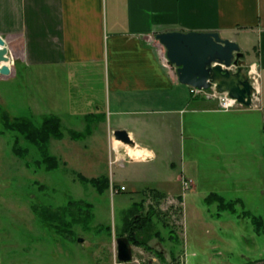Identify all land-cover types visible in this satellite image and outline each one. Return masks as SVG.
Listing matches in <instances>:
<instances>
[{
	"label": "rangeland",
	"instance_id": "obj_1",
	"mask_svg": "<svg viewBox=\"0 0 264 264\" xmlns=\"http://www.w3.org/2000/svg\"><path fill=\"white\" fill-rule=\"evenodd\" d=\"M253 42L248 41L251 59L255 58ZM161 47L165 50L163 44ZM252 65L246 64L247 72ZM51 68L42 75H37L34 68H21L17 77L7 80L0 74V264H112L125 211L134 201L143 200L147 207L150 204L146 201L152 200L149 195L134 192L128 180L130 169L146 165L126 155L120 160L124 166L113 161L115 152L108 148L105 132L108 121L95 123L91 136L82 140L68 137L69 128L83 129V113L91 109L84 94L100 89L99 73L70 74ZM257 77L259 85V72ZM89 86L93 88L87 92ZM65 90L71 92L70 98ZM255 102H259V94ZM3 112L11 119L30 117L36 124H40L42 115L60 118L65 138L49 141V152L59 157L56 169H36L32 162L40 158V153L22 137L21 146L28 147L26 158L13 153L12 142L18 133L4 129ZM248 112L262 115L264 111ZM207 120V131H188L192 128L189 121L165 131V178L172 180L165 188H172L173 194L161 201L163 209L157 208L160 213L155 217L154 230L160 236L153 234L151 239H160L164 233L165 258L175 256L182 264H264V132L257 129V122L243 130L209 131ZM212 122L213 126L215 117ZM26 160L31 162L30 167ZM77 172L87 177L113 174L115 182L126 189L99 193L92 185L80 182ZM179 176L190 179L191 187L183 189ZM212 192L226 200L239 199L235 209L219 210L217 202H207ZM69 198L92 202L90 230L76 224L73 233L58 234L39 223L32 212V204L54 208ZM243 211L263 218L260 232ZM132 254L131 264H137L134 260L147 264V256L139 249Z\"/></svg>",
	"mask_w": 264,
	"mask_h": 264
},
{
	"label": "crops",
	"instance_id": "obj_2",
	"mask_svg": "<svg viewBox=\"0 0 264 264\" xmlns=\"http://www.w3.org/2000/svg\"><path fill=\"white\" fill-rule=\"evenodd\" d=\"M167 30L218 31L223 38L242 42H238L242 59L253 63L260 74L257 107L219 110L215 101L193 95L190 86L179 82L175 66L155 38L157 32ZM0 35L10 58V73L2 75L3 80L17 77L21 68H34L37 75L51 67L70 74L99 73L100 89L84 94L91 109L83 113V129L89 113L94 115L93 130L95 123L108 121L105 132L107 146L115 152L113 161L126 155L146 165L130 169L128 180L134 192L152 197L144 207L155 209L154 222L160 213L157 208L163 209L161 201L173 194L172 188H165L172 184L165 178V131L185 121L192 125L188 131H207V118L209 131L243 130L256 122L262 130L264 125V112H248L264 111V0H0ZM248 41H254V59ZM64 92L70 98L71 92ZM116 129L128 131L135 142L129 147L140 151L138 157L110 137ZM143 132L151 135L143 137ZM156 132L160 134L156 136ZM144 150L154 152V158ZM108 178L106 190L119 192L124 187L115 182L113 174ZM177 180L181 183L180 176ZM151 240L150 249L134 244L132 251L143 252L147 264H182L175 256L165 258L164 233Z\"/></svg>",
	"mask_w": 264,
	"mask_h": 264
},
{
	"label": "trees",
	"instance_id": "obj_3",
	"mask_svg": "<svg viewBox=\"0 0 264 264\" xmlns=\"http://www.w3.org/2000/svg\"><path fill=\"white\" fill-rule=\"evenodd\" d=\"M93 114L86 115V126L83 130L69 131L70 138L73 140H82L92 132L94 122ZM3 127L5 130L15 131L17 135L12 142V151L19 158H26L28 147H22L20 137L27 143L33 144L40 153V158L33 160L36 169L44 168L47 171L56 169L59 166L57 156L49 152L50 139H61L64 136L61 129L60 118L56 115H42L40 124H36L30 117L18 116L11 119L7 112H3ZM264 132V125L262 127ZM26 166L30 167L31 162L25 161ZM77 179L83 184L92 185L99 193L104 192L110 186L109 178L102 174L95 177H87L80 172L76 173ZM179 198H182L179 195ZM207 202H217L219 210H234L239 199L226 200L217 193H210L206 197ZM32 211L37 215L39 221L55 230L56 233L62 234L73 233V226L76 224L83 225V228L90 230L93 220V204L83 198H69L62 206L52 207L49 205H31ZM244 215L251 217L255 230L260 232L263 226V218L252 214L250 211H243ZM155 209L148 208L145 210L144 201H135L132 206L125 211L123 226L117 232L118 237L124 236L131 244L142 246L150 249L148 241L153 234L160 236L158 230H154Z\"/></svg>",
	"mask_w": 264,
	"mask_h": 264
},
{
	"label": "water",
	"instance_id": "obj_4",
	"mask_svg": "<svg viewBox=\"0 0 264 264\" xmlns=\"http://www.w3.org/2000/svg\"><path fill=\"white\" fill-rule=\"evenodd\" d=\"M155 38L164 45L166 58L175 66L180 83L199 89L214 86L244 105L251 103L253 86L236 41L221 37L218 31L167 30L157 32ZM9 60L8 47L0 35V74L10 73ZM112 136L125 145L135 146L125 129L114 130ZM116 256L124 262L133 258L132 244L125 237L117 238Z\"/></svg>",
	"mask_w": 264,
	"mask_h": 264
},
{
	"label": "built area",
	"instance_id": "obj_5",
	"mask_svg": "<svg viewBox=\"0 0 264 264\" xmlns=\"http://www.w3.org/2000/svg\"><path fill=\"white\" fill-rule=\"evenodd\" d=\"M253 66L252 69L248 72L251 84L253 86V92H252V105L257 107V103L255 102L256 99H258V94H259V85H258V77L257 71H253ZM191 93L193 95H200L204 99L208 100H214L216 101L219 109L221 110H230L232 108H235L239 105H242L236 98L231 97L227 92H218L214 87L208 88V89H199V88H191ZM192 185V181L190 179L182 178V188H190ZM123 189V186L121 187ZM136 261L137 264H140L138 260ZM132 261L129 262H123L119 261L118 259H114L112 264H131Z\"/></svg>",
	"mask_w": 264,
	"mask_h": 264
},
{
	"label": "bare ground",
	"instance_id": "obj_6",
	"mask_svg": "<svg viewBox=\"0 0 264 264\" xmlns=\"http://www.w3.org/2000/svg\"><path fill=\"white\" fill-rule=\"evenodd\" d=\"M117 142H120V141L117 140ZM126 146H127V145H126ZM127 148H128V153H129L132 157H138V156H139L140 151H137V149L131 148V147H129V146H127ZM130 155H129V156H130Z\"/></svg>",
	"mask_w": 264,
	"mask_h": 264
},
{
	"label": "clouds",
	"instance_id": "obj_7",
	"mask_svg": "<svg viewBox=\"0 0 264 264\" xmlns=\"http://www.w3.org/2000/svg\"><path fill=\"white\" fill-rule=\"evenodd\" d=\"M255 70V66H253V71ZM144 154L146 155V156H148V157H152V158H154V152H152V151H149V150H144Z\"/></svg>",
	"mask_w": 264,
	"mask_h": 264
}]
</instances>
